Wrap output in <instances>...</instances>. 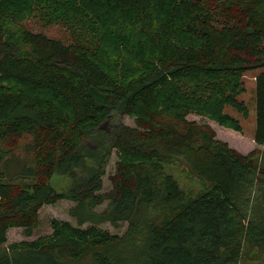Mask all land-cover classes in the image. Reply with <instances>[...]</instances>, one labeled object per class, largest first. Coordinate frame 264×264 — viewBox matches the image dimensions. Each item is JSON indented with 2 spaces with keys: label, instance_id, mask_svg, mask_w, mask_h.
Wrapping results in <instances>:
<instances>
[{
  "label": "trees",
  "instance_id": "obj_1",
  "mask_svg": "<svg viewBox=\"0 0 264 264\" xmlns=\"http://www.w3.org/2000/svg\"><path fill=\"white\" fill-rule=\"evenodd\" d=\"M36 13L82 28L89 16L100 32L64 44L23 26ZM248 72L253 141L264 149V0H0V264L264 258V154H240L187 120L241 133L225 109L248 116ZM114 115L135 125L111 124ZM173 161L205 190L183 188L166 172ZM54 176L70 187L57 191ZM62 200L74 202L76 226L53 219L51 235L7 245L10 229L30 237L40 210ZM103 224L127 227L117 236Z\"/></svg>",
  "mask_w": 264,
  "mask_h": 264
},
{
  "label": "rangeland",
  "instance_id": "obj_2",
  "mask_svg": "<svg viewBox=\"0 0 264 264\" xmlns=\"http://www.w3.org/2000/svg\"><path fill=\"white\" fill-rule=\"evenodd\" d=\"M84 27L82 25L75 24L74 26H67L63 23H53L46 24L39 13L33 15V17H29L26 21L23 22V26L33 32V33H41L53 40H60L64 44L73 43L74 40L78 39V35L80 37H85L88 43H91L95 40V36L100 32V29L94 32V29L97 25V21L93 18H88L85 20ZM87 26L89 28H93V31L88 34ZM93 33V34H92ZM257 72H248L243 77L244 89L245 92L240 95L239 100L243 102L248 108V116L243 118L242 115L236 113L235 111L226 108L225 112L229 115L236 118L241 127L242 132L236 133L232 130L222 128L217 124H213L206 119L200 118L195 115L187 116V120L194 121L198 124H208L210 125L214 131L216 132L217 139L224 141L227 145L239 152L240 154L246 155L254 150L264 154V149L262 147H257L253 142V136L255 132V96H254V76H256ZM122 123L123 125L133 127L134 120L128 117H118V115H114L111 117V124ZM109 124L103 125L104 129L107 126H111ZM117 160V156L115 151L112 152L109 163L105 169V175L102 178V191L100 194H104L108 192L111 188L110 185V176H112L114 172V164ZM18 169V170H17ZM11 168L10 171L13 173L20 172L22 168ZM21 170V171H20ZM166 172L170 173L174 176V178L180 183V185L189 190L191 194L197 195L205 190L206 185L197 177H193L184 165L179 161H173L169 165L166 166ZM17 174V175H18ZM16 175V174H15ZM50 184L57 191H65L70 187V180L65 179L63 177H53ZM74 202L69 200H62L56 205L44 206L39 212V220L40 226L32 232L30 237H27L22 229H10L7 233V245L10 244H19L22 242H33L41 237H46L52 234V231L49 226V222L53 219L63 222H69L73 226H76L74 220H72L68 215V210L74 206ZM106 203L96 209L97 212H101L105 209ZM83 226L82 228H85ZM127 225L124 224L121 229H114L109 224L101 225V229L107 230L112 235L121 236ZM253 258V259H250ZM240 264H264V258L254 257L253 254H250L248 258H245Z\"/></svg>",
  "mask_w": 264,
  "mask_h": 264
},
{
  "label": "water",
  "instance_id": "obj_3",
  "mask_svg": "<svg viewBox=\"0 0 264 264\" xmlns=\"http://www.w3.org/2000/svg\"><path fill=\"white\" fill-rule=\"evenodd\" d=\"M102 129H104L103 127H101Z\"/></svg>",
  "mask_w": 264,
  "mask_h": 264
},
{
  "label": "crops",
  "instance_id": "obj_4",
  "mask_svg": "<svg viewBox=\"0 0 264 264\" xmlns=\"http://www.w3.org/2000/svg\"><path fill=\"white\" fill-rule=\"evenodd\" d=\"M254 143V142H253Z\"/></svg>",
  "mask_w": 264,
  "mask_h": 264
}]
</instances>
